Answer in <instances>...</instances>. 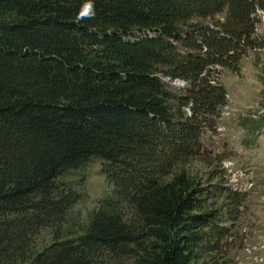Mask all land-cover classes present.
Instances as JSON below:
<instances>
[{
	"label": "trees",
	"instance_id": "obj_1",
	"mask_svg": "<svg viewBox=\"0 0 264 264\" xmlns=\"http://www.w3.org/2000/svg\"><path fill=\"white\" fill-rule=\"evenodd\" d=\"M260 11L264 0H0V264H218L236 219L220 201L244 198L225 170L202 183L187 166L228 103L212 66L239 69ZM95 156L115 196L81 236L32 252L80 198L57 179Z\"/></svg>",
	"mask_w": 264,
	"mask_h": 264
},
{
	"label": "rangeland",
	"instance_id": "obj_2",
	"mask_svg": "<svg viewBox=\"0 0 264 264\" xmlns=\"http://www.w3.org/2000/svg\"><path fill=\"white\" fill-rule=\"evenodd\" d=\"M259 18L257 44L243 56L239 69L217 65L221 72L218 76L228 91V103L216 117L214 126L203 131V154L187 166L202 183L212 169L225 170L227 185L244 198L236 209L228 195L220 201L223 213L233 208L236 219L228 224L229 233L222 242L218 264H264V13L261 11ZM167 81L169 87H176L175 81ZM227 163L231 167L227 168ZM220 171L217 172L221 174ZM56 182L61 190L74 191L80 198L68 210L62 224L42 228L32 236V252L42 251L56 240L81 236L102 201L115 196L105 161L97 156L66 172ZM126 264H135V259Z\"/></svg>",
	"mask_w": 264,
	"mask_h": 264
},
{
	"label": "built area",
	"instance_id": "obj_3",
	"mask_svg": "<svg viewBox=\"0 0 264 264\" xmlns=\"http://www.w3.org/2000/svg\"><path fill=\"white\" fill-rule=\"evenodd\" d=\"M213 68L214 67H216L217 68V65L216 66H212ZM212 68V69H213ZM218 75V74H217ZM167 80H170L169 78H164V81L165 82H168ZM216 80H217V78H216ZM213 83H215V80H213L212 81ZM173 83H175V85H176V88H185L186 86H187V82L185 81V80H181V79H177V80H175V82H173ZM186 110H187V112L188 113H190L191 111H190V108H186ZM231 165L232 164H226V167L227 168H229V167H231Z\"/></svg>",
	"mask_w": 264,
	"mask_h": 264
},
{
	"label": "water",
	"instance_id": "obj_4",
	"mask_svg": "<svg viewBox=\"0 0 264 264\" xmlns=\"http://www.w3.org/2000/svg\"><path fill=\"white\" fill-rule=\"evenodd\" d=\"M170 85H172V84H170Z\"/></svg>",
	"mask_w": 264,
	"mask_h": 264
}]
</instances>
